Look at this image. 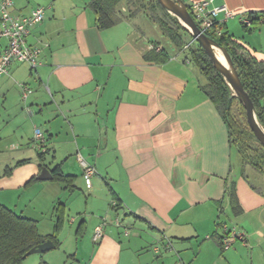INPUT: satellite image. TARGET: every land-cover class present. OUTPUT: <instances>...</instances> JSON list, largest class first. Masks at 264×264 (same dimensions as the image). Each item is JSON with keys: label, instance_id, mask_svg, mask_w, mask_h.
Returning a JSON list of instances; mask_svg holds the SVG:
<instances>
[{"label": "crops", "instance_id": "1", "mask_svg": "<svg viewBox=\"0 0 264 264\" xmlns=\"http://www.w3.org/2000/svg\"><path fill=\"white\" fill-rule=\"evenodd\" d=\"M90 1L14 0V13L44 6L45 19L27 37L42 48L40 64L14 61L0 73V88L16 96L8 101L5 94L1 115L2 124L16 127L3 136L11 153L1 179L36 185L47 167V180L62 183L60 194L68 197L58 203L64 217L54 243L72 238L76 264H264V190L246 176L225 119L203 90L206 77L148 14L131 15L124 6L119 23L100 28ZM212 5L232 12L214 14L221 30L264 61V0ZM249 13L257 18L247 28ZM6 46L1 38L0 55ZM155 46L168 59L148 58L159 52ZM22 83L33 89L27 100ZM37 128L47 138L42 152L34 144ZM79 154L96 168L91 188ZM61 174L65 180L55 178ZM232 184L237 212L227 192ZM58 204L44 236L54 232ZM68 207L78 215L69 216ZM225 224L246 233L239 248L223 249Z\"/></svg>", "mask_w": 264, "mask_h": 264}, {"label": "trees", "instance_id": "2", "mask_svg": "<svg viewBox=\"0 0 264 264\" xmlns=\"http://www.w3.org/2000/svg\"><path fill=\"white\" fill-rule=\"evenodd\" d=\"M123 3L129 11L135 7L132 12H129L131 15H135L137 11L147 8V14L160 27L163 35L178 48L183 49L188 44L184 40L186 36L192 38L188 29L182 25L176 16L168 12L158 0H91L89 5L96 13L98 26L100 28H108L122 20L121 7ZM188 7L191 10L190 4H188ZM248 18L253 23L257 16L254 13H249ZM242 23L247 28L250 26L243 21ZM207 34L228 49L244 87L255 104L257 117L264 126V61L254 57L227 31H221L220 33L208 32ZM196 43L195 48H192L190 43L186 49V54L187 58L199 67L201 73L207 79V83L203 85V90L223 115L228 128L230 142L240 154L244 167L250 165L264 176V146L251 130L246 119L244 106L238 97L233 96L231 86L213 66L206 51L197 41ZM157 47L155 46V49ZM147 57L152 58L156 62L168 59L163 47L159 49V52L152 51ZM236 101L240 102L243 114H245L242 121H238L232 116V108ZM59 176H55V178L65 180L62 174ZM227 192L234 202V210L236 212L239 211L241 206L235 194L234 184L228 187ZM62 205L60 203L57 206L58 221L54 232L44 236L39 232L35 219L18 214L8 206L0 203V264H23L29 256L28 251L47 239H51L57 244V236L63 225L64 212L60 209ZM218 224H222L221 221ZM39 264L49 263L43 260Z\"/></svg>", "mask_w": 264, "mask_h": 264}, {"label": "rangeland", "instance_id": "3", "mask_svg": "<svg viewBox=\"0 0 264 264\" xmlns=\"http://www.w3.org/2000/svg\"><path fill=\"white\" fill-rule=\"evenodd\" d=\"M150 1V0H149ZM125 4L123 3L121 10L124 12L123 7ZM135 7L133 8V10ZM133 10H128L127 13L132 12ZM145 10V11H144ZM141 9L140 11H137L138 14L144 16L147 15V8ZM184 40L187 43H191L192 48H195L197 43L196 41L192 40L190 36H186ZM167 42V40L165 39ZM168 43V42H167ZM170 45L172 46L171 42ZM171 48H174L172 46ZM1 76V75H0ZM1 78V77H0ZM4 86V84H3ZM1 87V86H0ZM6 98H10L11 101L12 98H16V96L13 94V92H7L4 88H0V175L5 171V160L7 158V155L11 153L10 151L4 150V144L5 139H3L4 134H13L16 130L14 122H10L9 124H2V118L1 115L4 112V108L7 105ZM240 102L236 101L232 108V116L238 120L242 121L244 119L245 114H243V110L241 108ZM247 119V116H246ZM15 144H13L11 147L13 148ZM50 157L47 156V165L48 167L51 166L49 159ZM53 163V162H51ZM55 164V163H54ZM246 176L249 177L251 183L256 184L260 186L264 190V176L260 173H258L253 167L250 165L246 166ZM0 177V203L7 205L9 208L14 210L16 213L24 215L29 218H33L37 221L38 229L40 233H49L53 230V224L56 219L55 215V206L59 203V201H63L64 199H67L68 195L61 196V182H57L55 180H40L39 183L36 185H30L28 187L25 186V182H19L17 179H14L11 181L10 185L8 183V179L6 180L4 177L1 179ZM7 182V183H5ZM5 188L4 192H2L1 187ZM48 186V187H47ZM85 194H88V192H85ZM83 190L82 195L83 197H86ZM4 197H3V196ZM79 203V202H78ZM68 215L74 216L78 215L76 212V209L74 207H68ZM224 219H226L225 214H223ZM77 223H75L74 226H76ZM244 241L238 239L237 243H234L231 247L234 249V247L240 246ZM74 244V241L72 238L70 241H66L63 245L51 249L45 253H33L29 255L23 264H33L38 258H43V260H50L52 255H55V259L52 262V264H76L75 260L69 255L70 252H73L72 245ZM158 245V244H157ZM33 258L34 261H33ZM31 260V261H30ZM33 262V263H32ZM41 261L38 262V264ZM49 262V261H48Z\"/></svg>", "mask_w": 264, "mask_h": 264}, {"label": "built area", "instance_id": "4", "mask_svg": "<svg viewBox=\"0 0 264 264\" xmlns=\"http://www.w3.org/2000/svg\"><path fill=\"white\" fill-rule=\"evenodd\" d=\"M14 0H1L0 2V39L7 40V46L0 55V73H7L12 62H26L32 69H35L40 64V55L42 48L38 45H31L27 41V37L32 31V28L44 21L45 7L37 6L29 14H17L12 11ZM190 12L206 34L208 32L220 33L221 24L215 18L214 14L223 11L226 17L232 15L225 6L214 7L212 0L194 1L190 4ZM247 25H251L252 21L248 17L242 20ZM190 43L186 44L183 49H187ZM161 49V47H157ZM22 98L27 100L33 89L21 84ZM46 135L41 129L37 128L34 135V144L42 152L46 150ZM78 160L83 169V177L88 188L92 187V178L96 174V168L89 163L82 155H78ZM118 221V220H117ZM106 220L95 228L94 239L97 240L103 235V227ZM223 235H221V243L223 249L230 248L238 239L244 241L246 233L238 230L235 226L229 227L224 225Z\"/></svg>", "mask_w": 264, "mask_h": 264}, {"label": "water", "instance_id": "5", "mask_svg": "<svg viewBox=\"0 0 264 264\" xmlns=\"http://www.w3.org/2000/svg\"><path fill=\"white\" fill-rule=\"evenodd\" d=\"M158 2L168 12L179 19L182 25L185 26L190 32L193 40L197 41L206 51L213 63V66L223 75V77L231 86L233 90V96L238 97L244 106L248 124L258 141L264 146V126L260 123L257 117L255 104L244 87V84L240 78V74L234 65L233 59L228 49L201 30L194 20L189 10L188 3L185 0H158ZM215 48H219L224 54L226 63L222 62L218 58ZM52 177L53 175L51 174L50 170L47 167H43L37 178L39 180H47L51 179ZM55 247L56 244L54 241L47 239L40 243L37 247L30 249L28 251V255L33 253H45L51 249H54Z\"/></svg>", "mask_w": 264, "mask_h": 264}, {"label": "bare ground", "instance_id": "6", "mask_svg": "<svg viewBox=\"0 0 264 264\" xmlns=\"http://www.w3.org/2000/svg\"><path fill=\"white\" fill-rule=\"evenodd\" d=\"M215 52H216L218 58H219L222 62L226 63V60H225L224 54L221 52V50H220L219 48H215Z\"/></svg>", "mask_w": 264, "mask_h": 264}]
</instances>
